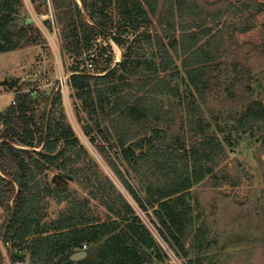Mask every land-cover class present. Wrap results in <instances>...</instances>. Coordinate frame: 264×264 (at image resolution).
Wrapping results in <instances>:
<instances>
[{
  "label": "trees",
  "instance_id": "16d2710c",
  "mask_svg": "<svg viewBox=\"0 0 264 264\" xmlns=\"http://www.w3.org/2000/svg\"><path fill=\"white\" fill-rule=\"evenodd\" d=\"M55 4L67 44L87 42L98 34L107 19L96 21L94 13L107 17L111 7L119 8L121 25L136 30L153 25L157 18L158 29L153 25V35H146L156 48L155 61L121 62L101 75L98 72L106 71L113 60L110 51L101 71H96L94 58L90 60L94 71L73 65L70 82L88 114L82 119L90 140L94 143L100 137L107 142L98 144L100 151L130 195L144 211L153 209L164 239L189 264H201L191 258L182 235L192 211L188 195L224 152L217 135L204 130L208 81L220 65L229 30H251L264 3L242 0L237 7L206 0H81L80 5L76 0H55ZM23 8V0H0V53L41 42L40 28L25 20ZM240 10L241 16L232 22L228 15ZM115 39L119 45L123 42ZM182 70L191 86L184 95L174 83ZM61 96L59 89L51 97V106ZM164 96L173 102L166 105ZM14 101L1 114L0 127V205L5 212L0 238L12 264H26L27 252L28 264H83L68 259L67 253L84 244L87 248L95 245L85 264H149L150 250L162 258L150 229L102 171L73 126L50 113L39 122L37 98L28 91ZM238 120L243 131L254 128L264 120V103L249 102ZM50 169L77 181L85 195L79 189L54 186L47 178ZM128 175L139 178L140 188ZM49 199L61 207L56 219H48ZM208 238L209 229L199 227L196 246L200 252L211 247ZM57 256L60 259L53 263ZM0 264H7L1 249Z\"/></svg>",
  "mask_w": 264,
  "mask_h": 264
},
{
  "label": "rangeland",
  "instance_id": "374dc122",
  "mask_svg": "<svg viewBox=\"0 0 264 264\" xmlns=\"http://www.w3.org/2000/svg\"><path fill=\"white\" fill-rule=\"evenodd\" d=\"M206 1H222L225 6L230 2L238 7L242 0ZM256 1L264 3V0ZM162 4L163 1H160L159 7ZM23 10L25 20L40 28L42 40L37 45L0 53V127L1 114L14 103L19 93L28 91L37 98V120L43 122L50 113L55 120L70 123L102 171L113 179L135 207L136 214L155 237L162 255L159 259L150 250L149 264H189L188 258L164 239L153 209L144 211L108 165L98 146L100 143L107 145V142L100 137L94 143L90 140L82 119L88 114L76 97L75 88L64 81L65 77H69L73 65L79 64L81 69L87 70L85 67L91 58L95 59L96 71H101L107 64L105 58L110 51L113 60L106 71L98 72L101 75L121 62L132 63L136 59L155 61L156 48L153 43L146 41V35H153L155 27L158 29L157 18L153 19L155 27L150 24L136 30L121 25L123 16L119 8L111 7L107 17L99 12L94 13L96 21L107 19V25L100 28L98 34L87 42L71 40L67 44V40L55 33L49 20L40 17L46 12L45 4L35 3L28 7L24 2ZM242 12L233 11L228 16L235 23ZM84 15L92 22L85 10ZM254 22V27L249 31L229 30L227 43L222 47V55L217 62L220 65L213 69L212 78L208 81L209 91L206 104L203 105L204 130L217 135L224 145V152L217 164L213 165L212 172L194 185L188 195L192 211L182 235L191 258L200 260L201 264H264V120L247 131L241 129L238 120L249 102L261 100L264 103V11L255 16ZM230 33H233L232 39ZM115 37L123 39L121 45L116 43ZM235 63H238L237 69L234 68ZM145 70L143 66L142 71ZM185 75L182 70L174 78L181 95L191 87ZM58 86L62 89L60 102L51 106V97L58 91ZM162 101L170 105L173 99L164 96ZM120 167L126 170L124 165ZM47 178L59 188L80 187L77 181L63 178L51 169L48 170ZM129 179L140 188L139 178L130 175ZM79 190L80 194L85 195L84 189ZM49 200L48 219H56L61 207L54 199ZM99 210L105 212V208ZM4 217L5 212L0 205V224ZM151 219L156 220V224ZM199 227L209 229L208 239L212 242L211 247L202 252L196 246V231ZM94 247H88L91 253Z\"/></svg>",
  "mask_w": 264,
  "mask_h": 264
},
{
  "label": "built area",
  "instance_id": "2783aa9c",
  "mask_svg": "<svg viewBox=\"0 0 264 264\" xmlns=\"http://www.w3.org/2000/svg\"><path fill=\"white\" fill-rule=\"evenodd\" d=\"M23 1L27 4L28 7L33 6L35 3H37V4H45L46 12L44 14H42L40 17L43 20H49V23L51 24V26H52L53 30L55 31V33H58L59 36L62 37L61 25H60V23L58 21V14H57V8H56L55 0H23ZM31 14H32V11H31ZM93 67H94V64L92 63V61H89L87 66H86V68L87 69H93ZM72 73L73 72L70 71L69 77H65V80H64L69 85H71L70 76H71ZM62 86H64L63 83H62ZM59 89H61L60 86H58L57 90H59ZM14 103H15V101H14ZM83 247L87 248V244H84Z\"/></svg>",
  "mask_w": 264,
  "mask_h": 264
},
{
  "label": "crops",
  "instance_id": "0c3cea01",
  "mask_svg": "<svg viewBox=\"0 0 264 264\" xmlns=\"http://www.w3.org/2000/svg\"><path fill=\"white\" fill-rule=\"evenodd\" d=\"M78 2L81 3V0H79ZM21 250L25 251L26 249L24 248V249H21ZM81 250H85L86 251V254L83 255V257H81L79 259H73V257H72L73 254L75 252H78V251H81ZM67 254H68V259H70V260H72V261H74L76 263H83V264L87 263L91 259V257H92L91 250H89L88 248H84L83 246L82 247L79 246V247L73 248ZM29 256H30V254H29V252H27V262H26V264L29 263ZM59 259H60V256L54 257V259H53L52 262L53 263H56Z\"/></svg>",
  "mask_w": 264,
  "mask_h": 264
},
{
  "label": "water",
  "instance_id": "95a60500",
  "mask_svg": "<svg viewBox=\"0 0 264 264\" xmlns=\"http://www.w3.org/2000/svg\"><path fill=\"white\" fill-rule=\"evenodd\" d=\"M0 249L4 254V257L7 261V264H12V261H11L10 255H9V251H8L7 246H6V244L2 238H0ZM85 254H86V251L81 250V251L75 252L72 257H73V259H79V258L83 257V255H85Z\"/></svg>",
  "mask_w": 264,
  "mask_h": 264
},
{
  "label": "bare ground",
  "instance_id": "6f19581e",
  "mask_svg": "<svg viewBox=\"0 0 264 264\" xmlns=\"http://www.w3.org/2000/svg\"><path fill=\"white\" fill-rule=\"evenodd\" d=\"M120 49V48H119ZM120 51V50H119Z\"/></svg>",
  "mask_w": 264,
  "mask_h": 264
}]
</instances>
